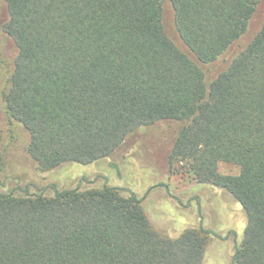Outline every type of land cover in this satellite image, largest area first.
Instances as JSON below:
<instances>
[{"label":"trees","instance_id":"16d2710c","mask_svg":"<svg viewBox=\"0 0 264 264\" xmlns=\"http://www.w3.org/2000/svg\"><path fill=\"white\" fill-rule=\"evenodd\" d=\"M263 2L0 0V72L6 66L8 74L0 89V175L7 170L2 121L11 135L21 127L39 171L108 159L134 135L166 124L169 173L183 168L245 212L231 264H264ZM259 13L248 45L231 52ZM211 66L220 67L212 74ZM221 163L239 174H221ZM31 187L0 193V264L206 261L210 231L201 224L174 238L159 232L133 190Z\"/></svg>","mask_w":264,"mask_h":264},{"label":"rangeland","instance_id":"374dc122","mask_svg":"<svg viewBox=\"0 0 264 264\" xmlns=\"http://www.w3.org/2000/svg\"><path fill=\"white\" fill-rule=\"evenodd\" d=\"M261 17L262 13H259L248 33L234 45L231 52L237 54L248 45ZM169 25V13L166 12V31L175 40ZM4 43V59L10 64L11 44L6 40ZM214 66L210 67L212 74L214 69L220 67ZM0 73L2 89L8 77L7 67L1 68ZM151 119H156L154 113H151ZM13 132L11 135L8 123L2 121L7 170L0 175V193H8L18 186L26 188L28 184L32 185V191H37L35 185L46 189L47 194L52 193L49 188L52 184L61 189L75 188L79 184L82 188H101L107 184L130 189L140 197H145L144 211L156 230L174 238L184 230L198 229L202 224L211 232L204 264H231L234 249L241 242L246 226L245 212L230 194L211 185L195 182L183 168L176 173H169L166 153L173 128L155 123L134 135L108 159L87 165L69 164L52 171L37 169L26 153V138L19 125H13ZM153 171L158 172L159 179L155 178ZM219 172L223 175H238L239 168L221 163ZM160 182H165L167 188H151Z\"/></svg>","mask_w":264,"mask_h":264}]
</instances>
